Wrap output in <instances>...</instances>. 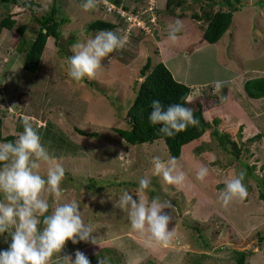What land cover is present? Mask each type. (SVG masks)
<instances>
[{
  "label": "rangeland",
  "instance_id": "1",
  "mask_svg": "<svg viewBox=\"0 0 264 264\" xmlns=\"http://www.w3.org/2000/svg\"><path fill=\"white\" fill-rule=\"evenodd\" d=\"M35 1L39 4L33 8L36 13H47L55 2L66 23L59 47L53 38L48 39L34 73L24 69L17 50V32L0 35L3 136L17 139L24 130L22 120L31 122L53 157L48 163L41 162L40 174L46 176L49 166L59 164L74 179L70 181L65 175L60 198L47 191L42 193L43 198L53 207L76 201L96 238V245L68 241L52 264H64L63 256L74 258L77 249L92 259L91 264H98V259L107 264H234L236 250L253 252L248 264H264V241L258 236L264 233V200L259 198L256 180L264 165V99H251L244 92L247 80L264 76V0H242L231 28L214 44L203 41L202 23L192 18L206 0H188L186 8L177 10L174 17L166 16L165 0H159L161 20L158 17L155 23L146 25L144 32L134 28L124 48L111 54L112 62L105 58L93 78L80 82L68 76L73 45L94 38L99 30L91 31L89 25L107 19V13L98 11L97 5L85 11L82 0ZM106 1L112 5L136 4L133 0ZM11 6L18 23L28 26L26 38L32 39L39 25L24 7ZM7 14L0 3V21ZM176 19L182 20L184 28L172 42L168 26ZM148 60L152 66L164 62L178 81L190 85L193 90L189 100L193 105L201 102L206 119L212 122L207 133L186 145L176 159L178 169L186 175L182 188L153 174L154 158L163 162L172 159L163 140L132 146L116 133V129L127 128L124 117L144 80L140 71ZM216 81L224 82V86L214 94ZM218 119L220 122L214 124ZM47 127L50 133L45 131ZM75 128L97 135L84 136ZM52 134H62L66 142H59ZM259 135L249 143V155L254 156L247 159L245 143ZM229 140L242 148L239 156ZM200 166L208 168L203 182L196 178ZM241 171L247 174L243 183L248 195L225 207L219 199L224 181ZM145 176L151 184L141 194L149 201L159 197L173 204L172 209H165L172 216L169 230L174 228L168 247L155 243L147 247L146 238L131 229L127 211L117 203L124 191L137 198L138 181ZM202 236L210 241L209 246L204 245ZM9 238L8 234L0 236V244H7Z\"/></svg>",
  "mask_w": 264,
  "mask_h": 264
},
{
  "label": "clouds",
  "instance_id": "2",
  "mask_svg": "<svg viewBox=\"0 0 264 264\" xmlns=\"http://www.w3.org/2000/svg\"><path fill=\"white\" fill-rule=\"evenodd\" d=\"M166 2V0H165ZM85 11L93 9L95 0H82ZM160 13V11H158ZM109 21L114 18L106 15ZM182 20L176 19L168 26V39L178 40L183 31ZM118 29V26H117ZM119 30H101L94 38L73 45V55L68 58V76L75 82L86 77L93 78L108 58L110 64L114 58L111 54L124 48L127 37L118 34ZM224 82L216 81L214 94L219 92ZM187 101H185L186 103ZM149 121L153 126L159 125V132L167 137H174L189 126H197L200 121L195 118L194 110L183 103L165 107L159 100L151 103ZM23 132L14 142L0 144V236L8 234L11 242L6 250H0V264H50L54 255L61 254L68 241L73 244L90 242L96 245L93 228L82 218L80 206L76 201L52 206L43 198L45 191L55 198L62 196L61 183L65 177L64 168L56 164L47 168L46 176L41 175V162L48 163L53 157L42 145L41 137L31 122L22 120ZM156 176L163 177L168 184L182 188L186 175L178 169L176 158L167 162L158 157L153 159ZM208 175V168L200 166L197 180L203 182ZM245 172L241 171L224 181L219 199L227 207L233 200L243 201L248 193L243 183ZM135 193L124 191L119 197L118 205L126 210L133 231L145 237L147 247L153 243L168 247L173 239L169 230L172 216L165 209H172L173 204L163 202L159 197L147 200L144 195L150 188L151 181L146 176L138 181ZM51 209V210H50ZM64 264H91L89 258L79 249L72 255L63 256ZM98 264H107L98 259Z\"/></svg>",
  "mask_w": 264,
  "mask_h": 264
},
{
  "label": "trees",
  "instance_id": "3",
  "mask_svg": "<svg viewBox=\"0 0 264 264\" xmlns=\"http://www.w3.org/2000/svg\"><path fill=\"white\" fill-rule=\"evenodd\" d=\"M133 1L136 2V4H140L142 2V0ZM206 1L207 3L205 5L201 4L199 6L201 9L200 12L194 11V13L192 14V18L198 23H202L201 28L203 29V41L206 43L214 44L219 42L231 28L234 14L241 9L242 0ZM35 2V0H0V3L3 4V6L8 10V14L4 16V18L0 21V35L5 31L17 32V34L19 35L17 50L22 55V61L25 71L32 73L38 71L40 67L49 38H53L55 40V44L59 47L63 35L62 28L66 23V19L62 18L60 8L55 2L50 6V10L47 13H36L33 8L34 6H38L39 4H36ZM131 4L132 3L130 2V4H126L125 7L129 8ZM11 5L24 7L26 11L32 14L34 21L39 25L36 35L32 39L26 38L25 33L28 29V26L26 24L20 25L18 23L15 15L11 13L13 10ZM187 5L188 0H166L164 9L167 13L166 16H176V11L179 9L184 10ZM97 6H99L98 11L103 12L102 7H100V5ZM161 16L162 13H158V17L160 20ZM179 17L182 18L181 15ZM160 20L158 21L160 24L165 23V21ZM89 30L113 31L117 30V24L112 21L106 20V18L104 17L103 19H97L93 21L89 25ZM140 73L141 77H143L144 80L140 83L136 95L126 111L124 120L127 123V128L116 129V133H118L120 137L125 139V141L132 146L154 143L158 140H163L167 146L170 156L172 158L179 159L183 152V148L186 145L202 138L207 133V130L212 127V122H209L206 119L203 104L201 102L195 103L193 105L189 100L193 88L178 81L174 77L170 69L164 64V62H160L152 66L151 61L148 60L145 66L141 69ZM202 91L206 93V89H203ZM244 92L251 99H264V76L247 80L244 84ZM153 100H159L165 107L171 104L183 103L185 107H189L194 110L195 118L200 121L199 125L189 126L186 130L178 133L174 137H167L162 135L159 132L160 126H153L149 121V115L151 113V103ZM185 101L187 102L185 103ZM1 113L2 111L0 108V142H14L16 140L15 136H3V120L1 117ZM216 122H220V120H214L213 123L215 124ZM48 127L45 131L50 133ZM75 131L84 136L97 135V133L95 132L89 133L79 128H75ZM52 135L56 139H58L59 142H66V137L62 136V134ZM259 137H261V135L248 139V141L245 143L247 159H251L254 156V153H250L249 155L250 148H247L249 146V143L252 141L254 142V140H257V138ZM229 144L230 146L232 145V151L237 156H239L242 149L239 144L235 140H229ZM253 161H255V163L257 164L258 159H255ZM255 163L253 164V169L255 168ZM260 170L262 175H259V180H256L260 188L259 198L260 200H264V165L261 166ZM65 175L68 176V180H74L70 171H66ZM196 229L201 234V230L199 228ZM258 236L260 238V241H264V233H259ZM201 238L204 241V245L209 246L210 241L204 238V236H202ZM10 242V238L8 239L7 244H5V242H2L0 244V250H6ZM233 253L234 264H248L249 257L252 256L253 252L248 250H236L233 251ZM56 257L57 256L54 255L53 259ZM89 260L92 259L89 258Z\"/></svg>",
  "mask_w": 264,
  "mask_h": 264
},
{
  "label": "built area",
  "instance_id": "4",
  "mask_svg": "<svg viewBox=\"0 0 264 264\" xmlns=\"http://www.w3.org/2000/svg\"><path fill=\"white\" fill-rule=\"evenodd\" d=\"M158 2L159 0H142L140 4L137 3L126 8L123 3L120 6H115L106 0H95V4L100 5L104 13L114 18V23L117 24L120 34L126 37L132 35L135 29H141L140 31L144 32L142 30H146V25L157 21Z\"/></svg>",
  "mask_w": 264,
  "mask_h": 264
},
{
  "label": "crops",
  "instance_id": "5",
  "mask_svg": "<svg viewBox=\"0 0 264 264\" xmlns=\"http://www.w3.org/2000/svg\"><path fill=\"white\" fill-rule=\"evenodd\" d=\"M124 0H122V2H123ZM111 2V1H110ZM111 3H113V4H115V5H120L121 4V2L120 3H115V2H111ZM181 82V81H180ZM188 85V84H187ZM188 86H190V85H188ZM56 261V260H55ZM54 261V259H52V261H50V264H52V263H54L55 262Z\"/></svg>",
  "mask_w": 264,
  "mask_h": 264
}]
</instances>
